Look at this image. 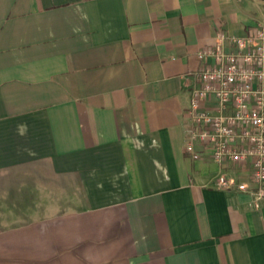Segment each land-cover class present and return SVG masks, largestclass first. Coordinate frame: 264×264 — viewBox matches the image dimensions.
<instances>
[{
    "label": "crops",
    "instance_id": "obj_1",
    "mask_svg": "<svg viewBox=\"0 0 264 264\" xmlns=\"http://www.w3.org/2000/svg\"><path fill=\"white\" fill-rule=\"evenodd\" d=\"M259 0H0V264H264L249 166L185 150L198 53ZM224 49L228 51L227 46Z\"/></svg>",
    "mask_w": 264,
    "mask_h": 264
},
{
    "label": "built area",
    "instance_id": "obj_2",
    "mask_svg": "<svg viewBox=\"0 0 264 264\" xmlns=\"http://www.w3.org/2000/svg\"><path fill=\"white\" fill-rule=\"evenodd\" d=\"M197 57L201 64L186 111L185 150L193 160L201 157L195 150L200 146L218 165H248L256 188L223 176L216 184L250 192L258 209L264 199V22L244 37L217 33L215 44Z\"/></svg>",
    "mask_w": 264,
    "mask_h": 264
},
{
    "label": "water",
    "instance_id": "obj_3",
    "mask_svg": "<svg viewBox=\"0 0 264 264\" xmlns=\"http://www.w3.org/2000/svg\"><path fill=\"white\" fill-rule=\"evenodd\" d=\"M259 1H262V2H264V0H259Z\"/></svg>",
    "mask_w": 264,
    "mask_h": 264
}]
</instances>
